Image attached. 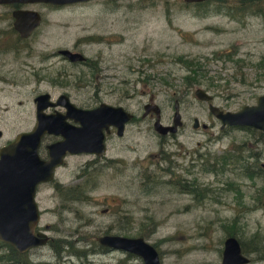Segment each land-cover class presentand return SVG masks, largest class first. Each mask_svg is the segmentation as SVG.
<instances>
[{
  "label": "rangeland",
  "instance_id": "rangeland-1",
  "mask_svg": "<svg viewBox=\"0 0 264 264\" xmlns=\"http://www.w3.org/2000/svg\"><path fill=\"white\" fill-rule=\"evenodd\" d=\"M208 1L88 0L61 5L38 1L31 5L41 12L42 23L32 42L34 55L26 57L29 61L41 57L38 64L47 76L42 83L31 82L24 55L8 53L0 70L6 77L0 81V105H7L0 109V146L34 125L33 118L19 117L30 107L27 100L33 88L53 98L68 92L81 105L95 102L96 97L120 102L138 118L118 140L122 146L114 155L125 160L121 173L113 174L115 165L97 167L90 211L83 210L91 216V226L76 231L77 215L70 209L65 221L54 211L44 213V221L57 220L50 235L79 240L64 248L62 257L50 245L42 246L43 264H145L140 255L120 250L79 254L94 235L119 218L115 211H102L111 197L123 198L126 211L132 212L124 215L123 233L141 235L154 244L161 264H221L224 240L232 232L247 245L251 260L245 264H264V256L252 250L256 241L264 240V134L241 125L221 127L209 101L194 93L197 86L203 87L223 109L256 103L264 93V16L235 9L237 0ZM65 47L78 48L95 64H71L51 55ZM195 64L199 70L192 68ZM59 71L66 72L67 83L51 79ZM186 76L194 80L192 84ZM152 94L164 123L173 122L174 102L179 100L182 124L176 132L161 134L154 128L155 114L141 116ZM195 117L207 128L195 127ZM161 148L164 155L154 157ZM234 148L246 157L245 163L263 174L247 175L243 160L229 161L216 170L206 168V157L211 161ZM150 152L154 160L147 159L146 166L132 162ZM85 158L68 159L60 171L64 183H70L76 165ZM192 186L196 191L190 190ZM60 199L46 194L45 206ZM85 234L88 241L82 238ZM3 249L9 253L7 246Z\"/></svg>",
  "mask_w": 264,
  "mask_h": 264
},
{
  "label": "water",
  "instance_id": "water-1",
  "mask_svg": "<svg viewBox=\"0 0 264 264\" xmlns=\"http://www.w3.org/2000/svg\"><path fill=\"white\" fill-rule=\"evenodd\" d=\"M18 1L68 4L87 0ZM14 14L16 16L15 27L23 36L29 35L42 19L40 13L34 9L17 10ZM59 52L72 60L85 57L82 52L67 47L60 48ZM194 93L199 99L209 101L208 107L220 119L221 127L246 125L264 132V93L258 95L256 103L244 104L235 110L223 109L213 103L211 101L213 95L201 86H197ZM36 100L38 101V115L33 127L30 130L18 132L12 140L0 146V240L10 243L18 251L45 243L48 237L45 232H35L39 217L34 199L36 184L54 176L55 167L63 162L67 152L94 150L95 146H98L97 151L102 152L103 128L108 129V125L114 123L118 126V132L122 133L125 122L133 115L123 105H113L107 102H102L93 108H83L70 101L65 93L54 101L51 93L43 92L36 97ZM59 102L67 105L66 114L44 112V108ZM144 108V114L155 113L154 128L162 134L175 132L182 123L178 99L174 102L171 124L162 122L161 108L153 94L150 95V100ZM67 117L74 118L79 124L68 121ZM199 124L198 117H195L193 125L198 127ZM201 125L204 128L208 126L206 122H202ZM46 133L60 134L62 138L47 144L49 156L44 159L40 157L38 149ZM98 240L113 248L140 255L145 264H161L156 246L141 235L103 234L98 236ZM250 259V256L243 252L240 240L235 235L225 238L221 264H245Z\"/></svg>",
  "mask_w": 264,
  "mask_h": 264
},
{
  "label": "flooded vegetation",
  "instance_id": "flooded-vegetation-1",
  "mask_svg": "<svg viewBox=\"0 0 264 264\" xmlns=\"http://www.w3.org/2000/svg\"><path fill=\"white\" fill-rule=\"evenodd\" d=\"M199 1L194 2H188V3H198ZM37 2H26V1H18V0H12V1H0V70L6 65L7 55L10 52H13L14 55L17 56H23L25 57L24 65L30 66L29 70V77L31 82L34 83H42L47 76L44 67L42 65H39L38 63L42 62V58H36L33 61H29L26 56H33V50L35 47H33V41L36 39L37 35L40 33V25L41 22L34 27V29L31 31V33L27 36H23L19 30L15 27V20L16 16L14 14L17 10H26V9H35L34 7H31L32 4ZM40 15L42 16L41 12L37 10ZM91 36V35H90ZM34 38V39H33ZM32 39V40H30ZM72 50L81 51L78 48H71ZM83 53V51H81ZM23 54V55H21ZM55 55H59L63 57L64 60H67L68 63L76 64V63H82L87 66H91L94 63V59L87 56L86 54L83 59H77L72 60L67 55L60 54L59 49L55 53H51ZM36 61V62H35ZM58 75L55 77H51V79L55 83H67L68 77L66 76L65 71H59L57 72ZM61 75V78H58ZM80 77V76H78ZM6 77L4 74L0 73V81L5 82ZM33 95L30 100H27V103L30 105L29 108H26L25 111L20 112L21 114L19 117H27V118H33L35 121L37 119L38 115V101L36 100V97L43 93V91H40L39 89L33 88L30 91ZM67 94L69 96L70 101L75 103L77 106L83 107V108H93L101 104L102 102H107L104 100H100V98L96 97L94 98L95 102L86 103V104H79L73 98L68 92H61L59 95L53 98L54 101H57L61 94ZM150 100V96L148 101ZM146 101L144 105L148 102ZM19 103H23L24 101L19 99ZM109 104L113 105H123L120 102L117 103H111L107 102ZM7 105H0V109H3ZM124 106V105H123ZM125 107V106H124ZM128 109L127 107H125ZM7 109V107L5 108ZM145 109V108H144ZM130 110V109H128ZM131 111V110H130ZM44 112L46 113H55L59 112V114H66L67 113V105L63 102H59L57 104L49 105L48 107L44 108ZM133 113V111H131ZM153 116V112H148L144 114V111L142 113V117L145 116ZM137 116L135 113H133L132 117L125 122L124 129L122 133L118 132V126L114 123H110L108 125V129L106 127L103 128L104 131V147L103 151L100 152V150L97 151L98 146H95L93 148L94 150L89 151H79V152H67L64 155V160L61 164L57 165L54 170V176L49 180H42L39 181L35 186V193H34V199L36 202V206L38 209L39 217L36 223L35 232H45L48 237L45 243H41L38 245L31 246L27 250L24 251H18L13 247L10 243H7V247L9 248V253L11 257V253H13V249L17 251V255H22L21 263L23 264H43L42 259V252L41 248L44 245H50L53 247L55 252H57L58 257H62L61 254L64 248L73 247V244L77 243L79 240V237H74L72 240H66L62 237H55L53 235H50L48 231L55 230L56 228V221H44V213L45 212H52L56 214L58 219H61L62 221L66 220L68 217L67 213H65L67 210L73 211L77 216V218H74L73 220L77 222V226L75 227V230L78 231L81 227H87L91 226V216H88V212H84L83 210L90 211L89 207H91L92 204V189L91 186L93 180H96V171L97 167H109L114 166L115 168L113 170V174L121 173V169L124 166L125 160L122 156H116L114 155L115 152H117L120 147L122 146L120 143H118L119 139H122L125 134L126 130L128 128V125H132L133 122L137 121ZM67 120L79 124V122L75 121L72 117H67ZM35 123V122H34ZM170 124V123H169ZM182 124V123H181ZM130 125V126H131ZM32 128V127H31ZM30 128V129H31ZM28 129V130H30ZM169 133V132H168ZM62 135L60 134H53V133H46L43 135L41 139V144L38 149V153L41 158H47L49 156L47 144L52 141H56L58 139H61ZM96 145V144H95ZM98 145V144H97ZM131 148V147H130ZM133 149V148H131ZM158 153H153L154 157H161L164 155L165 151L164 149H160V151H157ZM85 155L86 158L84 161H80L76 165V169L73 171L72 180L67 183H64L61 177V168H65L68 165V159L76 156H82ZM151 152L147 155H144L143 159L141 160L140 157H136L133 159V163H137L143 166H146L144 163L147 159L154 160V158L150 157ZM119 164V166H117ZM79 169V171H78ZM148 178V176L146 177ZM181 191L186 190L187 188L184 186V183H181ZM48 195L50 198H56L59 195L61 196L60 202L56 204L55 203L52 206H45V195ZM87 208H85V207ZM129 208L124 207V199L121 197H111L108 200V205L106 207L102 208L103 212H112L115 211L117 213V216L119 217L117 221L114 223H110L107 226V229L103 231L102 233H99L95 236V239L90 241V245L87 247V249L79 251V254L86 255L84 253H106L110 251H124L119 248H113L110 245H106L101 243L98 240V236L103 234H124V215L125 214H132L131 210H128ZM63 212V213H62ZM53 213V212H52ZM59 221V220H58ZM82 238L85 241H88L87 234L83 235ZM57 248H60L59 251H57ZM128 253V252H127ZM17 261H14L13 259L9 258L8 263L9 264H15ZM18 263V262H17Z\"/></svg>",
  "mask_w": 264,
  "mask_h": 264
},
{
  "label": "trees",
  "instance_id": "trees-1",
  "mask_svg": "<svg viewBox=\"0 0 264 264\" xmlns=\"http://www.w3.org/2000/svg\"><path fill=\"white\" fill-rule=\"evenodd\" d=\"M224 1V0H222ZM209 2L208 0H203L199 3H207ZM238 3H236L235 5L233 4L232 6H234V8H238L239 10H251L253 11V13H258V14H261L264 16V0H237ZM221 3V6H223V3L220 1ZM245 12V11H244ZM243 12V14H244ZM190 62L192 61L191 59L189 60ZM196 67H192L194 70H199L200 69V66L198 64H195ZM187 78V76L185 77ZM194 81V80H193ZM193 81L191 80H188L187 78V82L188 84H192ZM244 127H247V128H251V129H256L254 127H251V126H244ZM262 135L264 134L263 131H259ZM234 152V154H233ZM237 152L239 153L240 152V149L239 148H234L232 150H229L228 152L220 155V156H215L213 158H211L212 160L210 161L207 157L206 159L209 161L208 162V165L206 166V168L208 170H216L217 168H225V165L228 164V162L230 161H233V160H243V164L241 165L245 171L247 173V175H256L258 174H263L261 173L262 171H259V169H255V168H252L251 165H248L247 163H245V156L243 155H238ZM251 156H255L254 154H252ZM170 158V157H169ZM171 160V159H170ZM220 163V166L219 167H216V164L217 163ZM262 168V167H261ZM263 169V168H262ZM190 188V187H189ZM196 187L192 186L190 188L191 191H196L195 190ZM126 217H128L126 215ZM129 220H130V217H129ZM234 232H232L233 234ZM241 241V240H240ZM241 245H242V249L244 252H246V249L247 248V245L245 244L244 241H241ZM1 246H8L7 243H5L4 241H0V247ZM60 248H57V251H59ZM254 251H256L257 253H259V256H264V240L263 241H256V244L253 245V249ZM10 256V253H6L5 250L3 249L2 251H0V264H7L8 263V259L11 258L13 259L14 261H17L15 264H23L21 263V261H23L22 259V255H17V251L15 249H13V253H11V257Z\"/></svg>",
  "mask_w": 264,
  "mask_h": 264
}]
</instances>
